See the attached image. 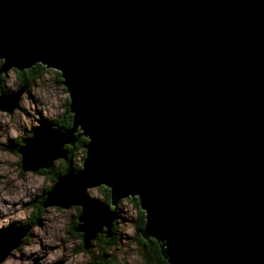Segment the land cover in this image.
<instances>
[{
  "label": "water",
  "instance_id": "95a60500",
  "mask_svg": "<svg viewBox=\"0 0 264 264\" xmlns=\"http://www.w3.org/2000/svg\"><path fill=\"white\" fill-rule=\"evenodd\" d=\"M0 55L63 69L91 144L49 198L88 234L111 214L83 186L105 180L141 194L173 264H264V0H0ZM71 138L40 131L25 162Z\"/></svg>",
  "mask_w": 264,
  "mask_h": 264
},
{
  "label": "clouds",
  "instance_id": "9594fccd",
  "mask_svg": "<svg viewBox=\"0 0 264 264\" xmlns=\"http://www.w3.org/2000/svg\"><path fill=\"white\" fill-rule=\"evenodd\" d=\"M9 94L14 105L0 107V233L10 225L22 232L0 253V264H173L167 238L146 232L148 211L138 191L116 193L105 180L85 184L86 198L111 214L91 234L82 227V203L49 198L61 178L84 170L91 144L75 122L63 69L41 59L18 65L0 55V97ZM42 120L72 138L60 144L63 155L31 165L21 149Z\"/></svg>",
  "mask_w": 264,
  "mask_h": 264
},
{
  "label": "trees",
  "instance_id": "16d2710c",
  "mask_svg": "<svg viewBox=\"0 0 264 264\" xmlns=\"http://www.w3.org/2000/svg\"><path fill=\"white\" fill-rule=\"evenodd\" d=\"M69 115H71L70 111H69ZM44 128L45 129H51L52 130V128L50 127V125H49L48 122H47V124H44ZM82 139H85L86 140L85 137H82ZM68 147H70V146H68ZM14 230H16V229H14ZM5 231H7V232H5ZM4 232L0 233V241L5 240L6 238H8L9 235H11L10 233H12L11 230H9V231L8 230H4Z\"/></svg>",
  "mask_w": 264,
  "mask_h": 264
},
{
  "label": "rangeland",
  "instance_id": "374dc122",
  "mask_svg": "<svg viewBox=\"0 0 264 264\" xmlns=\"http://www.w3.org/2000/svg\"><path fill=\"white\" fill-rule=\"evenodd\" d=\"M44 124H47V121H43V120H42V121H41V127H40L39 129H36V130H35V134L39 133V132L42 131V130H49V129H45V128H44ZM50 130H51V129H50ZM35 134H34V135H35ZM6 230H8V231H9V230L14 231V228L10 225L9 228L6 229ZM3 232H4V231H3ZM5 232H7V231H5ZM5 232H4V233H5Z\"/></svg>",
  "mask_w": 264,
  "mask_h": 264
}]
</instances>
